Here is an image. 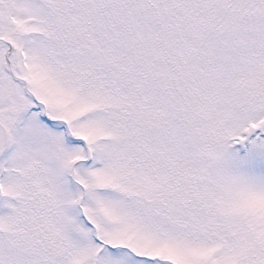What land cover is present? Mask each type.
I'll return each mask as SVG.
<instances>
[{"label":"snow or ice","instance_id":"6c2138e0","mask_svg":"<svg viewBox=\"0 0 264 264\" xmlns=\"http://www.w3.org/2000/svg\"><path fill=\"white\" fill-rule=\"evenodd\" d=\"M0 264H264V0H0Z\"/></svg>","mask_w":264,"mask_h":264}]
</instances>
